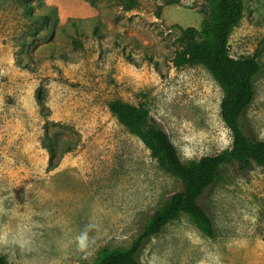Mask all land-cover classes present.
<instances>
[{
    "label": "rangeland",
    "instance_id": "374dc122",
    "mask_svg": "<svg viewBox=\"0 0 264 264\" xmlns=\"http://www.w3.org/2000/svg\"><path fill=\"white\" fill-rule=\"evenodd\" d=\"M131 1L32 0L26 8L0 0V254L8 264H93L101 248L129 246L183 189L109 102L143 104L183 161L231 145L211 73L171 60L183 30L199 27L202 0ZM72 20L84 23L80 34ZM228 49L234 58L257 53L243 124L264 139V0H245ZM223 176L200 200L216 236L182 213L143 246L140 264H264V168L245 174L232 165Z\"/></svg>",
    "mask_w": 264,
    "mask_h": 264
},
{
    "label": "trees",
    "instance_id": "16d2710c",
    "mask_svg": "<svg viewBox=\"0 0 264 264\" xmlns=\"http://www.w3.org/2000/svg\"><path fill=\"white\" fill-rule=\"evenodd\" d=\"M29 8L32 0H20ZM91 5L96 0H86ZM123 4H132L118 0ZM201 13L199 27H189L180 36L181 48L175 51L172 62L176 67L204 64L222 91L220 116L230 130L231 145L219 153L204 155L198 159L181 160L168 134L151 121L149 110L143 105H134L121 100L109 102L110 111L133 134L140 138L167 172L183 184V189L173 192L147 219L142 231L126 247H103L93 264H140L139 253L148 240L159 234L163 228L180 214H186L196 227L208 237L216 236L211 216L200 200L205 191L225 181L223 171L235 165L248 173L254 164L264 168V139H253L243 124L245 110L255 97L254 77L259 71L257 53L234 58L229 54L228 39L232 29L243 16L245 0H202L197 4ZM51 11L55 7H51ZM50 14H40L38 25L42 28L49 21ZM82 21L72 20L71 26L77 34ZM93 22V21H92ZM82 24H84L82 22ZM64 30L65 26L60 27ZM97 27L93 24V32ZM76 48L82 41L69 35ZM49 140L50 156L54 154L53 142ZM51 160V159H50ZM52 168L55 167L50 161ZM0 264H8L0 254Z\"/></svg>",
    "mask_w": 264,
    "mask_h": 264
},
{
    "label": "clouds",
    "instance_id": "9594fccd",
    "mask_svg": "<svg viewBox=\"0 0 264 264\" xmlns=\"http://www.w3.org/2000/svg\"><path fill=\"white\" fill-rule=\"evenodd\" d=\"M77 241L81 249L87 246L88 236L87 233H82L79 237H77Z\"/></svg>",
    "mask_w": 264,
    "mask_h": 264
},
{
    "label": "bare ground",
    "instance_id": "6f19581e",
    "mask_svg": "<svg viewBox=\"0 0 264 264\" xmlns=\"http://www.w3.org/2000/svg\"><path fill=\"white\" fill-rule=\"evenodd\" d=\"M73 230V229H72Z\"/></svg>",
    "mask_w": 264,
    "mask_h": 264
}]
</instances>
